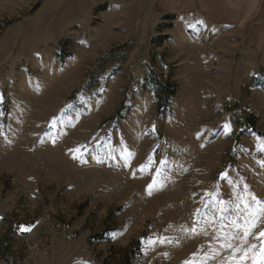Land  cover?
<instances>
[{
    "label": "rangeland",
    "instance_id": "1",
    "mask_svg": "<svg viewBox=\"0 0 264 264\" xmlns=\"http://www.w3.org/2000/svg\"><path fill=\"white\" fill-rule=\"evenodd\" d=\"M196 4L0 0V264L259 259L264 31Z\"/></svg>",
    "mask_w": 264,
    "mask_h": 264
},
{
    "label": "crops",
    "instance_id": "2",
    "mask_svg": "<svg viewBox=\"0 0 264 264\" xmlns=\"http://www.w3.org/2000/svg\"><path fill=\"white\" fill-rule=\"evenodd\" d=\"M196 6L210 25H254L264 31V0H199Z\"/></svg>",
    "mask_w": 264,
    "mask_h": 264
},
{
    "label": "snow or ice",
    "instance_id": "3",
    "mask_svg": "<svg viewBox=\"0 0 264 264\" xmlns=\"http://www.w3.org/2000/svg\"><path fill=\"white\" fill-rule=\"evenodd\" d=\"M225 127L228 128V125H225ZM76 151H79V149H77ZM154 183H155V181H154ZM148 187H149V189H151V188L153 187V185L150 184ZM259 211H260L261 213H264V207H261V208L259 209ZM253 226H254V225H253ZM244 235H245V236L248 235V230H247V229L245 230ZM260 236H261V237H264V232H261V233H260ZM254 264H264V249H261V253H260V257H259V259H256V258L254 257Z\"/></svg>",
    "mask_w": 264,
    "mask_h": 264
},
{
    "label": "trees",
    "instance_id": "4",
    "mask_svg": "<svg viewBox=\"0 0 264 264\" xmlns=\"http://www.w3.org/2000/svg\"><path fill=\"white\" fill-rule=\"evenodd\" d=\"M135 249H136V247H135ZM135 249L130 250V251H129L130 253L128 252L129 255L126 256L124 264H130V262H131L132 259L134 258V255L137 253V252H136L137 250H135ZM134 250H135V252H134Z\"/></svg>",
    "mask_w": 264,
    "mask_h": 264
}]
</instances>
